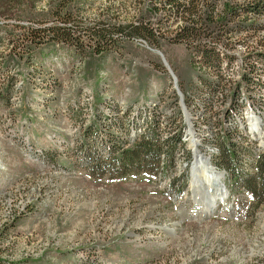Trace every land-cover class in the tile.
I'll return each instance as SVG.
<instances>
[{
  "label": "rangeland",
  "instance_id": "374dc122",
  "mask_svg": "<svg viewBox=\"0 0 264 264\" xmlns=\"http://www.w3.org/2000/svg\"><path fill=\"white\" fill-rule=\"evenodd\" d=\"M58 1L0 0V23L3 14L11 17L8 22L24 24L34 16L43 18ZM73 1L84 5V16L92 20L105 10L109 0ZM125 1L127 8L119 10L122 19H134L140 14L154 22L161 18L162 13H157L156 5L149 0ZM10 28L0 26L1 66V58L10 55L11 47L16 45L7 41ZM169 31L164 33L169 35ZM259 39L258 35L247 38L248 48L258 45ZM135 45L116 66L111 61L102 64L88 52L84 60L74 64L65 63L64 56L57 61L38 58H42L45 67L54 69L52 74H35L39 69L26 65L24 59L5 70L0 68V82L7 75L16 74L18 83H23L13 104L0 115V226L14 213L18 218L13 234L4 240V264H88L86 255L102 259L103 252L113 261L147 254L137 264H264V199L255 204L250 191L228 184L227 174L223 178L229 191L225 203H220L209 216L198 218L197 201L192 200L189 188L190 163L186 168L178 165L170 179L135 175L114 182L92 178L77 166L63 172L45 165L31 153V147L39 148L22 134V125L33 124L34 140L37 138L46 150L54 152L62 149L63 135L71 138L75 133L70 105L78 104L84 108L82 112H86V105H99L110 99L121 105L124 102L118 99L124 87H130V96L144 102L156 97V81L157 91L165 88L169 96L165 103L171 101L170 105L165 104L166 111L171 112L173 105L181 106L184 131L193 128L199 138L207 135L202 118L180 102L178 91L183 94L189 87L192 71L196 70L190 65L186 47L169 41H162L157 49L140 42ZM51 47L53 44L42 46L43 55H48ZM156 50L162 52L171 71ZM13 51L17 54L20 50L16 47ZM244 51V47L232 48L236 65ZM42 52L36 49L34 54L40 56ZM28 74L33 76L29 81ZM50 77L57 82L55 86L47 81ZM174 91L179 100L173 96ZM19 110L23 119L20 114L13 115ZM251 131L256 134L255 146L264 149V120L253 116ZM202 152L208 154L206 148ZM60 160L62 165H69L67 158L60 156ZM211 163L220 170H230L229 165H217L212 158ZM139 177L151 179L152 183ZM101 180L106 183L95 182Z\"/></svg>",
  "mask_w": 264,
  "mask_h": 264
},
{
  "label": "trees",
  "instance_id": "16d2710c",
  "mask_svg": "<svg viewBox=\"0 0 264 264\" xmlns=\"http://www.w3.org/2000/svg\"><path fill=\"white\" fill-rule=\"evenodd\" d=\"M149 1L156 5L157 13H162L155 22L141 14L134 19L120 18L119 10L127 8L125 0H109L105 10L92 20L84 16L86 7L73 0H59L46 16L31 17L25 24L8 22L11 17L3 14L0 26L11 27L7 41L16 45L11 47L10 55L1 58L0 68L5 70L24 59L26 65L38 68L35 74L41 76L54 72L41 63L42 58L37 60L41 56L51 61L64 56L65 63L74 64L90 52L93 59L104 63L120 60L139 42L155 49L160 48L162 41L182 43L189 51L192 69H196L189 87L182 90V102L184 99L206 125L203 146L210 162L212 158L217 165H229L230 170L211 164L228 175L230 186L239 185L250 191L256 204L264 199V152L258 151L242 116L248 103L264 120V0ZM172 26L175 27L171 29ZM166 30L169 35L164 33ZM256 35L260 37L258 45L249 49L246 40ZM50 44L53 48L48 50H52L43 55L42 46ZM16 47L20 50L17 54L13 51ZM236 47L245 48L239 65L231 53ZM36 49L42 52L40 56H35ZM31 77L28 74L27 81ZM2 81L0 97L10 107L23 83H18L16 74L7 75ZM47 81L52 86L57 84L54 77ZM177 95L174 91L173 96L179 100ZM155 96L131 105H117L110 99L99 105H86V112L78 104L70 105L68 111L76 129L71 138L62 137V149L55 148L57 151L53 152L31 147L30 151L45 165L63 172L77 166L92 178H173L180 165L186 168L192 155L182 139L185 124L179 101L175 102L179 106L173 105L167 112L164 106L169 96L165 88ZM170 104L168 100L166 106ZM60 156L69 160L68 167L58 162ZM17 220L14 213L0 226V264H4V240L13 234ZM96 258L86 255V263L114 264Z\"/></svg>",
  "mask_w": 264,
  "mask_h": 264
},
{
  "label": "bare ground",
  "instance_id": "6f19581e",
  "mask_svg": "<svg viewBox=\"0 0 264 264\" xmlns=\"http://www.w3.org/2000/svg\"><path fill=\"white\" fill-rule=\"evenodd\" d=\"M179 93L182 95L181 92ZM182 98H180L181 104L183 103ZM253 116L262 121L261 117L256 114V112H254L247 103L242 117L245 123L247 124L251 135H253L254 139H256V134L251 131V119ZM193 134H195L196 136H194ZM182 139L186 143L187 150L192 155V160L188 162V164L190 163V169L192 170V178L190 180L189 188L192 192V200L197 201L198 207L195 211V215L198 218H202L203 216H209L215 211V209L220 203H225L227 199V193H225V195L223 192H221L220 194L217 193L218 188L217 184H215L216 180L224 178L225 173L223 171H218L219 169H215L216 167H214L210 163L208 154L206 153L205 155V153L202 152V150H204L205 148L203 146L204 137H202V135L199 138L197 136V133H195L194 129L192 128V130L188 129V131H185ZM257 149L260 152H264V149L262 148L257 147ZM197 154L198 156L195 159V155ZM193 160L194 165L192 167ZM207 195L210 197V201H207ZM215 197L217 199L212 203L211 199Z\"/></svg>",
  "mask_w": 264,
  "mask_h": 264
},
{
  "label": "crops",
  "instance_id": "0c3cea01",
  "mask_svg": "<svg viewBox=\"0 0 264 264\" xmlns=\"http://www.w3.org/2000/svg\"><path fill=\"white\" fill-rule=\"evenodd\" d=\"M157 51V50H156ZM108 61H111V62H113V64L116 66L117 64H116V62L117 61H115V60H107V62ZM119 61V60H118ZM102 64H105V62L104 63H102ZM3 84V81L2 82H0V89L2 88V85ZM154 84H156V89H154L156 92H157V81L156 82H154ZM108 88H109V90L110 91H112L113 93H114V88H113V86L112 85H110V84H108ZM158 88H161V86L160 87H158ZM109 90L107 89V92L109 93V95H112V93H110L109 92ZM130 94H131V88L130 87H124L123 88V92H121L120 93V98L118 99V100H122L123 102H124V104H127V105H131V104H134V103H138V102H142V100H137L136 98H135V95L134 96H130ZM117 99V98H116ZM131 101V102H130ZM143 101H146V100H143ZM9 109V106L7 105V103L0 97V115L2 114V113H4L5 112V110H8ZM19 114H20V116H22V111L21 110H19V111H16V113H13V115H14V117H16L17 115L19 116ZM24 118V116H22V119ZM0 119H1V116H0ZM0 121H2V120H0ZM0 126H1V124H0ZM34 127L35 126H33V124H28V123H26L25 125H22V127H21V132H22V134L23 135H27L29 138H28V140H29V142L34 146V147H37V148H39V149H46L44 146L45 145H40L38 142H37V138H35V140H34V138H33V136H32V133H33V131H34ZM63 135V134H62ZM63 136H66V135H63ZM10 160V158H8V161ZM58 160V162H60L61 160L58 158L57 159ZM147 257V254H145V255H143L142 257H136V258H132L131 260H119V261H113L112 259H110L106 254H105V252H103V256H102V259H104V260H106V261H109V262H111V263H117V264H137L142 258H146Z\"/></svg>",
  "mask_w": 264,
  "mask_h": 264
},
{
  "label": "water",
  "instance_id": "95a60500",
  "mask_svg": "<svg viewBox=\"0 0 264 264\" xmlns=\"http://www.w3.org/2000/svg\"><path fill=\"white\" fill-rule=\"evenodd\" d=\"M158 51V53L162 56V59H163V61H164V63H165V65L167 66V62H166V60H165V58H164V56H163V54H162V52L161 51H159V50H157ZM167 68H168V66H167ZM169 69V68H168ZM170 71H171V69H169ZM179 95H180V98H182V95L179 93ZM211 163V162H210ZM215 169H217V168H215ZM218 170V169H217ZM218 171H220V170H218ZM221 172V171H220ZM215 184H217V188H218V194H220L221 192H223L224 193V195H225V193H227L228 194V191H227V188H226V186H225V184H224V182H223V180L222 179H218V180H216V183ZM226 194V195H227ZM207 201H210V197L207 195ZM217 198L215 197V198H213V199H211V201H212V203L216 200ZM195 203V202H194ZM196 204V203H195ZM232 207V205H231V203L229 204V208H231ZM196 208H197V205H196Z\"/></svg>",
  "mask_w": 264,
  "mask_h": 264
},
{
  "label": "built area",
  "instance_id": "2783aa9c",
  "mask_svg": "<svg viewBox=\"0 0 264 264\" xmlns=\"http://www.w3.org/2000/svg\"><path fill=\"white\" fill-rule=\"evenodd\" d=\"M226 49H228V48L226 47ZM234 57H236V56L234 55ZM178 90H179V88H178ZM179 92H181V91L179 90ZM184 103H185V101L182 103L183 104V107H184ZM78 173H80V171H78ZM139 178H141V177H139ZM141 179L144 180V181H146V182H148V183H152L151 182V179H146V178H141ZM117 181H119V179H114V182H117ZM95 182H99L101 184L106 183V182H103L102 180L101 181H95Z\"/></svg>",
  "mask_w": 264,
  "mask_h": 264
}]
</instances>
